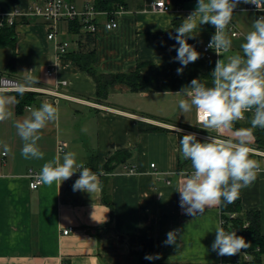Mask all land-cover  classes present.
Wrapping results in <instances>:
<instances>
[{
	"label": "crops",
	"instance_id": "1",
	"mask_svg": "<svg viewBox=\"0 0 264 264\" xmlns=\"http://www.w3.org/2000/svg\"><path fill=\"white\" fill-rule=\"evenodd\" d=\"M34 1L0 0V13L14 9L23 12L15 24V47L0 46V73L19 79L23 85L57 89L60 94L54 106L58 107L59 118L41 131L37 146L44 158L25 159L15 124L39 105L17 113L13 91L0 90V96L9 101V116L0 121V264H141L128 238L144 225L154 226L158 233L161 264H217L221 258H232L218 255L211 247L216 227L221 226L219 205L207 208L198 217L185 214L180 207L178 190L192 169L180 153L179 140L189 133H195L201 142L209 136L235 139L237 134L244 135L253 149L251 158L262 169L264 151L255 147L250 132L202 129L195 109L188 113L179 109V100L187 97L175 93L190 86L193 79L212 86L216 61L243 54L240 45L252 30L257 13L241 0L232 21L244 34L233 36L228 25L230 52H215L211 57H207L203 46L215 27L201 24L187 39L200 58L177 74L182 67L175 60L179 45L170 36L175 37L177 26L196 9L197 0L182 5L168 0L169 10L154 9V0H122L102 10L95 16L96 68L117 73L133 71L142 64L141 72L150 79L138 90L124 82L112 84L108 97L98 100L93 76L57 51L58 41H69V50L77 49L80 35L70 30V20H61L56 37L50 39L44 19L26 16ZM72 1L79 8L86 2L94 3ZM118 5L124 6L115 15L118 26L107 29L104 24ZM37 97L43 102L46 94L37 93ZM140 123L145 130L140 129ZM149 125L156 128L150 129ZM174 126L183 131H173ZM60 140L68 143L65 152H75L78 162L97 173L99 191H73L78 172L61 185L30 187V168L40 172L42 165L56 156L62 162L65 152H58ZM120 150L126 152L116 154ZM114 154L124 160L109 168L108 161ZM131 167L136 171H130ZM239 195L244 209L260 211L264 233V170ZM68 226L74 230L65 234L63 230ZM170 231H176V243L167 245L164 241Z\"/></svg>",
	"mask_w": 264,
	"mask_h": 264
},
{
	"label": "clouds",
	"instance_id": "2",
	"mask_svg": "<svg viewBox=\"0 0 264 264\" xmlns=\"http://www.w3.org/2000/svg\"><path fill=\"white\" fill-rule=\"evenodd\" d=\"M241 0H197L196 9L176 28L175 39L179 45L175 60L182 67L177 74H182L184 67L196 62L200 53L187 42L193 37L201 24H211L215 33L208 47L217 55L229 53L232 40L226 35L233 11ZM259 7V0H243ZM243 55L236 53L228 55L226 60L216 61L211 73L212 86H206L200 79H193L190 86L185 87L176 95L183 94L186 99L179 100V109L188 113L195 109L197 122L205 130H215L217 133L231 129L235 122L245 118L246 113H252L253 129H264V16L252 23L250 30L240 45ZM165 92L164 95H167ZM8 99L0 96V121L8 118L6 109ZM59 118L58 107L44 101L31 110L30 116L17 121V134L23 141L21 155L25 159H43L44 153L37 146L41 139V131L48 122ZM173 131L182 132L175 126ZM180 142L182 157L190 161L192 171L186 174L182 187L179 188L180 207L185 214L198 217L205 210L221 203L231 204L239 197L241 189L251 186L256 180L261 168L260 163L251 158L253 149L248 146L244 135L237 134L235 139H225L209 136L205 141L197 139L195 133L184 134ZM79 172V178L73 184V191L93 193L99 191L100 182L97 173L77 161V154L65 152L62 157L56 156L42 165L37 174L39 184L51 186L61 185ZM216 238L212 250L220 256H232L248 249L251 245L236 231L226 230L217 226ZM176 231L167 233L165 244H175ZM159 254L146 255L145 259H159Z\"/></svg>",
	"mask_w": 264,
	"mask_h": 264
},
{
	"label": "trees",
	"instance_id": "3",
	"mask_svg": "<svg viewBox=\"0 0 264 264\" xmlns=\"http://www.w3.org/2000/svg\"><path fill=\"white\" fill-rule=\"evenodd\" d=\"M188 0H176L178 5H182ZM122 0H94V5L99 10H109L113 8ZM179 27V25L177 26ZM82 22L79 18L70 20V30L79 34V46L77 49L68 50L63 56L72 58L77 65L87 71L97 82V99L104 100L109 95V86L117 82H124L131 86L133 90H138L139 87L144 85L150 78L143 74L142 64L138 65V68L133 71L107 73L98 70L95 66L96 63V36L95 33L90 31H84L81 33ZM17 41V33L15 25L5 24L0 26V46L15 47ZM243 55V54H242ZM213 66L210 68L212 69ZM3 73H0V78ZM16 99V111L17 113H23L27 105H39L37 92L30 90H15L13 91ZM252 113H246L245 118L237 121L232 126L236 131H247L252 134L253 144L259 150L264 151V129L255 128L251 126ZM150 129H155V126L149 125ZM148 128V129H149ZM140 129L146 128L140 123ZM125 150H120L116 154L124 153ZM114 154L108 161L107 167H114L124 159H119ZM221 209V215L225 218L226 223L223 227L229 231H236L238 236H243L247 242L250 243V247L245 249L250 252L252 259L244 261L241 264L252 263L262 264L264 260V233L261 230V215L260 211L256 209L246 210L242 204V198L239 197L231 204H219ZM234 213V216L231 214ZM129 244L131 251L140 256L141 264H161L158 259L147 260L146 255H156L158 252V233L154 226L144 225L141 226L140 231L137 234L130 236Z\"/></svg>",
	"mask_w": 264,
	"mask_h": 264
},
{
	"label": "built area",
	"instance_id": "4",
	"mask_svg": "<svg viewBox=\"0 0 264 264\" xmlns=\"http://www.w3.org/2000/svg\"><path fill=\"white\" fill-rule=\"evenodd\" d=\"M151 5L154 9L157 10L170 9V4L168 0H154L151 2ZM246 7L251 10H254L257 13L258 18L260 16H264V0H259V7H257V5L251 2H249L246 5ZM123 9H124L123 5H118L116 10L113 11V15L104 24L107 29H114L118 26V20L115 17V15L117 12L123 11ZM101 11L102 10L97 9L94 3L92 2H86L83 8H79L76 5V3L73 2L72 0H35L33 4L30 6L28 12L26 13V16L31 15L36 18L44 19L49 28L48 37L51 39L56 37L57 25L61 20H72L75 18H79L81 20L83 31H90L95 33L98 28V23L95 20V16ZM22 14L23 12H21V10L19 9H14L12 12L6 14L0 13V26H4L5 24L15 25L18 17ZM229 28L233 36H240L244 34L241 30H239L235 26L232 20L229 24ZM211 37L203 46V51L205 52L207 57H211L213 53H215L213 49L208 47ZM69 46H70L69 41H58L56 47L59 56H63V54L68 50ZM52 71L53 70L51 69L49 73H51ZM63 83H66V81H63ZM0 90H6V91L30 90V91H35L37 93H44L46 94V98L44 101L51 102L54 105L57 103L58 100L57 97L60 94L57 91V89L50 90L38 86L23 85L19 79L6 74L1 75ZM51 96H54V98H51ZM32 106L33 104L27 105L26 108H31ZM67 146L68 143L66 141L60 140L57 146L58 152L59 153L65 152ZM85 166L89 167L87 165ZM151 166L155 167V163H152ZM129 170L136 171L135 167H131ZM38 173L39 172L33 168H30L28 171V176L30 179L29 184L32 189H36L41 185L36 181V177ZM78 178H79V172L77 173V179ZM234 215H235L234 213L231 214V216ZM220 223L222 227L226 223V220L225 218L222 217V215L220 218ZM73 230H74L73 226H68L63 230V232L65 234H68ZM251 259H252V255L250 252L246 250H241L240 253L233 255V257L228 260L221 258L217 264H241L242 262L249 261Z\"/></svg>",
	"mask_w": 264,
	"mask_h": 264
},
{
	"label": "water",
	"instance_id": "5",
	"mask_svg": "<svg viewBox=\"0 0 264 264\" xmlns=\"http://www.w3.org/2000/svg\"><path fill=\"white\" fill-rule=\"evenodd\" d=\"M28 18H32L33 19L35 17L30 15V16H28ZM41 102H42L41 100H38V104H40Z\"/></svg>",
	"mask_w": 264,
	"mask_h": 264
},
{
	"label": "rangeland",
	"instance_id": "6",
	"mask_svg": "<svg viewBox=\"0 0 264 264\" xmlns=\"http://www.w3.org/2000/svg\"><path fill=\"white\" fill-rule=\"evenodd\" d=\"M263 264H264V260H263V262H262Z\"/></svg>",
	"mask_w": 264,
	"mask_h": 264
}]
</instances>
